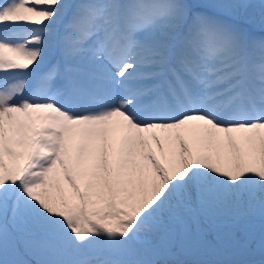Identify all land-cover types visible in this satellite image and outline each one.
Masks as SVG:
<instances>
[{
  "label": "snow or ice",
  "instance_id": "snow-or-ice-1",
  "mask_svg": "<svg viewBox=\"0 0 264 264\" xmlns=\"http://www.w3.org/2000/svg\"><path fill=\"white\" fill-rule=\"evenodd\" d=\"M0 264H264V0H0Z\"/></svg>",
  "mask_w": 264,
  "mask_h": 264
},
{
  "label": "rangeland",
  "instance_id": "rangeland-1",
  "mask_svg": "<svg viewBox=\"0 0 264 264\" xmlns=\"http://www.w3.org/2000/svg\"><path fill=\"white\" fill-rule=\"evenodd\" d=\"M234 258H238V257H234Z\"/></svg>",
  "mask_w": 264,
  "mask_h": 264
}]
</instances>
